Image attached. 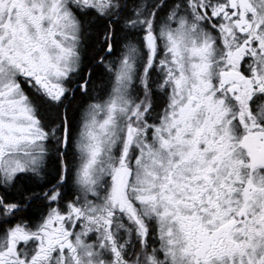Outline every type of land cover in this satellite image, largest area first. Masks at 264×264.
Segmentation results:
<instances>
[{
	"label": "snow or ice",
	"instance_id": "1",
	"mask_svg": "<svg viewBox=\"0 0 264 264\" xmlns=\"http://www.w3.org/2000/svg\"><path fill=\"white\" fill-rule=\"evenodd\" d=\"M0 264H264V0H0Z\"/></svg>",
	"mask_w": 264,
	"mask_h": 264
}]
</instances>
